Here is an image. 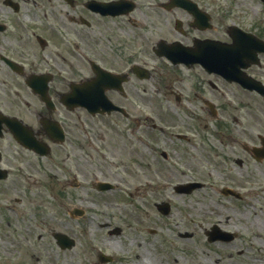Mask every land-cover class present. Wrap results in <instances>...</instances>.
Masks as SVG:
<instances>
[{"label": "flooded vegetation", "instance_id": "af4514ba", "mask_svg": "<svg viewBox=\"0 0 264 264\" xmlns=\"http://www.w3.org/2000/svg\"><path fill=\"white\" fill-rule=\"evenodd\" d=\"M111 1L122 0H0V175H7L0 185L26 196L25 186L41 185L43 159L55 184L84 180L105 117L146 118L138 108L143 106L152 116L160 108L157 114L168 128L194 135L198 157L210 166L214 196L264 202V158L257 160L249 151L250 146L264 151V48H253L254 60L227 61L237 74L226 76L206 66L209 52L198 53L201 41L232 44L233 24L264 41V0L238 1L240 13L232 0H181L172 7L167 6L171 0H134L120 15L91 6ZM161 42L177 44L178 61L163 54ZM98 68L118 76L122 88L98 79ZM90 80L126 111L104 115L72 104L66 96L76 100L74 83ZM86 91L87 98H102L89 87ZM56 121L64 129L62 143L52 127ZM142 135L153 141L147 121ZM42 146L51 149L48 156L40 154ZM217 209L222 208L214 206L212 212ZM227 211L225 225L233 218ZM236 213L241 220L242 212Z\"/></svg>", "mask_w": 264, "mask_h": 264}, {"label": "rangeland", "instance_id": "374dc122", "mask_svg": "<svg viewBox=\"0 0 264 264\" xmlns=\"http://www.w3.org/2000/svg\"><path fill=\"white\" fill-rule=\"evenodd\" d=\"M101 127H104V122ZM108 127L116 129L110 122L105 123L104 130L109 134L106 137L107 148L110 150L107 159L97 156L88 165V200L81 202L85 190L82 188L69 190L77 192L75 197L65 193L64 197L54 199L42 187L41 197H37L35 202L26 200L21 204L16 200L21 196L16 191H10L8 198L0 196V264H103L97 258L98 251L113 255L115 261L112 264H143L144 253L149 254V258L153 254L152 262L155 264L154 252L165 248L185 252L176 264H224L223 260L216 263L214 258L216 255L221 258L222 251L217 249V252H212L213 248L203 237L210 221L222 219L224 216L221 214L225 212L222 209L211 212L210 206L196 204L198 195L211 199L205 192L181 196L171 189L172 184L186 182L197 174L193 161L195 152L189 149L183 155L175 153L177 158L182 157L185 161L178 169H167L162 165L147 170L145 162L154 164L151 155L143 152L145 149L118 152L113 146L118 144L115 137L121 138L106 129ZM120 163L123 166L115 168ZM50 175L48 169L42 171V178L47 182L52 179ZM97 179L109 180L119 188L97 192L91 185ZM162 200L171 202L172 213L160 218L153 204ZM77 205L87 210V215L79 221L72 220L68 214L70 207ZM260 217L264 218V215L260 214ZM246 219L250 224L245 230L251 232L250 225L253 220L258 221V217H249L250 222ZM104 223L121 226L123 232L111 235L107 228L102 227ZM153 228L157 232L149 233ZM55 231L74 234L76 247L61 250L53 237ZM180 231L195 235L182 238ZM138 254L140 258H136ZM247 256L244 252L235 258L236 264H245Z\"/></svg>", "mask_w": 264, "mask_h": 264}, {"label": "water", "instance_id": "95a60500", "mask_svg": "<svg viewBox=\"0 0 264 264\" xmlns=\"http://www.w3.org/2000/svg\"><path fill=\"white\" fill-rule=\"evenodd\" d=\"M57 236H58V235H57ZM58 239H59V243L63 244V246H66L67 243H65L64 238H62L61 235L58 236ZM70 245H72V243H71Z\"/></svg>", "mask_w": 264, "mask_h": 264}, {"label": "bare ground", "instance_id": "6f19581e", "mask_svg": "<svg viewBox=\"0 0 264 264\" xmlns=\"http://www.w3.org/2000/svg\"><path fill=\"white\" fill-rule=\"evenodd\" d=\"M113 245V244H112ZM114 246V245H113ZM147 258V257H146ZM139 262V261H138ZM146 262V260L143 258L142 263L144 264ZM253 262H259L257 258L253 259Z\"/></svg>", "mask_w": 264, "mask_h": 264}]
</instances>
